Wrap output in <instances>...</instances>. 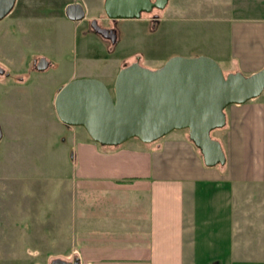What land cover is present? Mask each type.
Returning <instances> with one entry per match:
<instances>
[{
  "label": "rangeland",
  "instance_id": "obj_1",
  "mask_svg": "<svg viewBox=\"0 0 264 264\" xmlns=\"http://www.w3.org/2000/svg\"><path fill=\"white\" fill-rule=\"evenodd\" d=\"M72 1L16 0L14 11L0 20V65L10 73L0 77V264H50L57 258L73 262L74 254L83 252L85 237L127 236L134 226H142L141 204L133 201L132 191L110 213V203L78 189L81 179L70 158V133L57 116L55 100L53 109H47L50 93L79 78L111 86L106 76L115 78L122 64L136 57L143 67L157 69L171 57L204 56L226 73L235 69L224 61L232 53L236 29L230 19L264 17V0H169L154 26L146 16L106 18L103 0H76L83 4L85 18L73 22L64 14ZM90 19L115 29L118 42L110 46L89 31ZM38 57L53 65L26 71ZM15 70L28 75L25 82L15 80ZM255 99L264 100V92ZM220 131L211 136L220 137ZM118 147L141 152L151 146L132 138ZM248 196L264 200L257 191ZM252 212L251 228L244 233L251 245L264 241V222ZM241 237L239 232L234 240Z\"/></svg>",
  "mask_w": 264,
  "mask_h": 264
},
{
  "label": "crops",
  "instance_id": "obj_2",
  "mask_svg": "<svg viewBox=\"0 0 264 264\" xmlns=\"http://www.w3.org/2000/svg\"><path fill=\"white\" fill-rule=\"evenodd\" d=\"M230 21L236 29L231 33L232 53L224 61L235 69L226 73L260 69L264 65V17ZM250 35L255 40H248ZM45 60L47 68L53 65ZM27 70L36 71L33 63ZM18 71L13 73L15 80L25 82L28 75L15 74ZM106 79L112 90L114 78ZM37 89L43 92L48 87ZM57 92L47 99L50 111ZM225 115L226 125L216 139L226 162L215 167L203 164L187 130L172 131L151 145L142 143L151 147L139 152L97 149L83 128L63 125L70 133L75 176L81 179L78 189L84 196L95 194L100 202L110 203V213L116 212L130 190L133 201L141 204L135 205L141 206L138 212L143 220L127 236L85 237L83 252L74 254V259L79 264H264V241L251 245L244 237L251 228L250 212L256 211L264 222V200L248 196L257 191L264 199V100L231 105ZM239 232L242 237L235 241Z\"/></svg>",
  "mask_w": 264,
  "mask_h": 264
},
{
  "label": "water",
  "instance_id": "obj_3",
  "mask_svg": "<svg viewBox=\"0 0 264 264\" xmlns=\"http://www.w3.org/2000/svg\"><path fill=\"white\" fill-rule=\"evenodd\" d=\"M169 0H103L106 18L139 19L153 8L163 10ZM16 0H0V20ZM65 17L73 22L84 19L81 4H69ZM92 30L112 45L117 35L92 22ZM36 70L48 63L40 58ZM4 71L0 69V75ZM264 92V67L245 76L224 73L208 57H171L157 69L140 64L139 57L124 63L113 80L112 90L97 79H74L56 94L55 110L67 127H82L89 138L102 147H118L129 139L153 143L172 131L187 130L189 141L199 151L206 167L225 165L220 142L211 136L226 125L225 109L242 105ZM2 133L0 129V139ZM50 264H79L53 259Z\"/></svg>",
  "mask_w": 264,
  "mask_h": 264
},
{
  "label": "flooded vegetation",
  "instance_id": "obj_4",
  "mask_svg": "<svg viewBox=\"0 0 264 264\" xmlns=\"http://www.w3.org/2000/svg\"><path fill=\"white\" fill-rule=\"evenodd\" d=\"M168 3V2H167ZM69 4H81L82 6H83V4L81 3V2H77L76 0H74V1H72V2H70ZM68 4V5H69ZM15 6H16V2H15V5H14V7H13V9L11 10V12L8 14V15H10L13 11H14V8H15ZM166 6H167V4H166ZM165 6V7H166ZM83 8H84V6H83ZM165 9V8H164ZM163 9V10H164ZM163 10H159V9H156V8H153L149 13H143L142 15H141V17L142 16H146V18H148V19H150V21L152 22V25H157L158 24V20H159V18H160V14L159 13H161ZM84 11H85V9H84ZM65 14V13H64ZM7 15V16H8ZM5 18V17H4ZM3 18V19H4ZM85 18V17H84ZM2 20V19H1ZM82 21V20H81ZM96 22V24L98 25V26H100L101 28H103L102 26H101V24H100V20L99 19H90V20H88L87 21V23H88V26H89V31H92L93 32V30H92V27H91V24H92V22ZM79 22V21H78ZM111 30H113L115 33H116V35H117V31L115 30V29H111ZM117 38H118V35H117ZM105 41H107V40H105ZM118 42V41H117ZM108 43H109V45L110 46H112V44L108 41ZM38 60L39 59H35L34 61H33V65H34V67H35V69H36V64H35V62L37 63L38 62ZM0 69H2L3 71H4V73L2 74V75H0V77H4V76H7L8 75V73L4 70V68H2V66L0 65ZM75 260V259H74ZM73 260V261H74Z\"/></svg>",
  "mask_w": 264,
  "mask_h": 264
}]
</instances>
